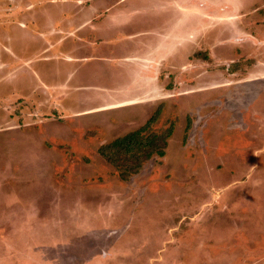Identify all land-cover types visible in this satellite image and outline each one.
Returning a JSON list of instances; mask_svg holds the SVG:
<instances>
[{"label": "rangeland", "instance_id": "obj_1", "mask_svg": "<svg viewBox=\"0 0 264 264\" xmlns=\"http://www.w3.org/2000/svg\"><path fill=\"white\" fill-rule=\"evenodd\" d=\"M0 264H264V0H0Z\"/></svg>", "mask_w": 264, "mask_h": 264}, {"label": "trees", "instance_id": "obj_2", "mask_svg": "<svg viewBox=\"0 0 264 264\" xmlns=\"http://www.w3.org/2000/svg\"><path fill=\"white\" fill-rule=\"evenodd\" d=\"M154 121L152 117L144 126L99 147V153L115 166L123 179L139 173L143 164L154 155H165L171 129L162 133L152 132L150 127Z\"/></svg>", "mask_w": 264, "mask_h": 264}]
</instances>
